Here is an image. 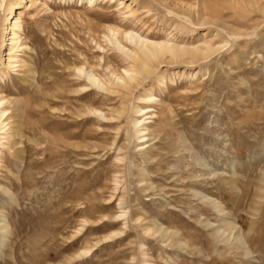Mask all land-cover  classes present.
<instances>
[{"label": "rangeland", "instance_id": "374dc122", "mask_svg": "<svg viewBox=\"0 0 264 264\" xmlns=\"http://www.w3.org/2000/svg\"><path fill=\"white\" fill-rule=\"evenodd\" d=\"M39 1L0 0V264H264V0ZM111 28L220 46L122 87Z\"/></svg>", "mask_w": 264, "mask_h": 264}, {"label": "bare ground", "instance_id": "6f19581e", "mask_svg": "<svg viewBox=\"0 0 264 264\" xmlns=\"http://www.w3.org/2000/svg\"><path fill=\"white\" fill-rule=\"evenodd\" d=\"M87 1H88V3H90V5H93L94 4L93 2L95 0H87ZM132 1H137V0H132ZM39 3H40L39 0H29V7L28 8L32 9V7H33L36 9L38 7ZM120 3H123V1L121 0ZM12 4H13L12 2H9L6 6V10H8L9 12L12 11ZM130 5H131V3H129L127 6H130ZM127 6H126V8H127ZM197 7H199V6H197ZM207 9L210 10L209 6H207V4H204L203 0H202L201 1V14H200L202 19H204V17H207L208 15H210L212 13L211 11H209L210 13L207 14L206 13ZM128 12H133V11L129 10ZM212 14H214V13H212ZM195 15H197V14H195ZM5 19H7V17ZM13 20H14L12 23V26H13L12 30L13 31L11 33L12 46L8 52L9 56H8V61L6 63V67H13L14 64L16 62H18V58L16 56L17 55L16 54L17 53L16 48H18L20 45L21 33H22V19L20 16H18V17H15ZM207 21H209L208 18H207ZM202 22H204V20ZM110 31L112 32V34L114 36V42L116 41V43H117V49H119L125 55L126 59H128L129 62H131L129 67L124 68V70H123L124 73L126 74L128 80L120 74L114 75L116 83L122 87H130L131 82L137 81L136 75L140 74V76H143L144 74H147L148 72H150V70L152 68L151 66H152V64L154 65V63L164 62L166 60V58H168L167 59L168 62H186L189 64H197L199 62L206 60L220 46V45L214 46L213 43L208 42V41L203 42V43L198 44V45H187V44H179L174 39H171V38L170 39H161V40H149L148 38L141 37L140 35H137L135 37V36L131 35L130 32H125L124 33V36H125L124 40H127V41L129 40V42L133 43L134 47L132 48V47H129L125 44H122L121 40L119 41V39L115 36V32H117L115 29L111 28ZM4 41H5L4 31L0 30V50L4 44ZM124 61H126V60H124ZM3 63L4 62H2V64ZM3 75H4L3 71L0 70V79L3 77ZM87 78L90 82L98 85L99 87L103 88L104 90H110V89H108L109 87L107 85H105L106 81H104L105 84L102 83L103 81L99 82L97 77L92 72L87 73ZM137 83L138 82H136V84ZM153 100H156V98H155L154 94L151 92L147 93V94L145 93V94L139 96V102L137 105H135V108H134V112L137 115V117L133 119L134 125L142 126V121L144 119L142 116L147 115L150 111L149 106H144L143 104L152 103ZM4 102H5L4 98L0 97V129H2V127H3L2 125L4 124L5 118L7 116V113L5 114L6 109L3 108ZM143 130L145 131L146 127L138 128L137 132L140 133V132H143ZM146 133H147V131H146ZM138 137L139 138L143 137V135H140ZM118 216H121V214ZM117 233H119V232H116L115 234H117ZM110 236L111 235H108L106 237H110ZM88 249L89 248L84 247V248L80 249L76 253V255L81 256V255L85 254L87 251H89Z\"/></svg>", "mask_w": 264, "mask_h": 264}]
</instances>
